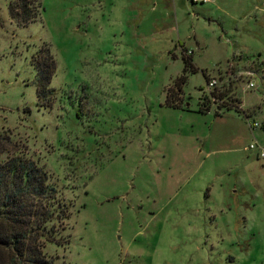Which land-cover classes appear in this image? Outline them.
<instances>
[{
	"label": "rangeland",
	"instance_id": "1",
	"mask_svg": "<svg viewBox=\"0 0 264 264\" xmlns=\"http://www.w3.org/2000/svg\"><path fill=\"white\" fill-rule=\"evenodd\" d=\"M10 1L0 130L72 203L70 243L45 246L54 263L264 264V161L249 148L264 144V0H41L24 25ZM44 45L49 105L31 61ZM207 78L220 96L199 111Z\"/></svg>",
	"mask_w": 264,
	"mask_h": 264
},
{
	"label": "trees",
	"instance_id": "2",
	"mask_svg": "<svg viewBox=\"0 0 264 264\" xmlns=\"http://www.w3.org/2000/svg\"><path fill=\"white\" fill-rule=\"evenodd\" d=\"M8 7L10 16L24 25L39 16L42 1L12 0ZM47 47L42 46L31 61L35 67L37 103L49 105L54 92L50 82L56 61ZM189 55L187 50L184 70L193 68ZM184 75L177 77L180 81L176 90L167 88V104L181 105ZM209 91L210 96L201 97L199 111L209 109L212 95L220 96L215 88ZM227 105L219 103L218 108H229ZM71 208L72 203L62 197L48 169L28 155L8 131L0 130V264H55L45 246L46 243L56 246L70 243V232L62 234L61 231L65 229Z\"/></svg>",
	"mask_w": 264,
	"mask_h": 264
},
{
	"label": "built area",
	"instance_id": "3",
	"mask_svg": "<svg viewBox=\"0 0 264 264\" xmlns=\"http://www.w3.org/2000/svg\"><path fill=\"white\" fill-rule=\"evenodd\" d=\"M192 2H197V1H200V0H191ZM202 1H209V0H202ZM247 71V73L249 72L248 70H245V71H239L238 72V75H241V74H245ZM216 83H217V80L215 78H211L207 81V86L209 89L213 88L216 86ZM254 126L258 125V122L257 121H254ZM249 148H256L257 149V156L260 157L263 161H264V144H261L257 141H253V142H250L249 143Z\"/></svg>",
	"mask_w": 264,
	"mask_h": 264
},
{
	"label": "crops",
	"instance_id": "4",
	"mask_svg": "<svg viewBox=\"0 0 264 264\" xmlns=\"http://www.w3.org/2000/svg\"><path fill=\"white\" fill-rule=\"evenodd\" d=\"M191 1V0H190ZM192 2V1H191ZM239 72V71H238ZM238 72H236V73H238ZM236 73H234V75H237Z\"/></svg>",
	"mask_w": 264,
	"mask_h": 264
}]
</instances>
